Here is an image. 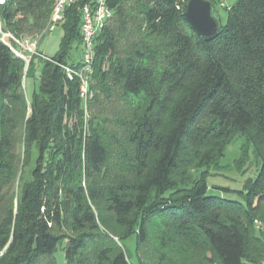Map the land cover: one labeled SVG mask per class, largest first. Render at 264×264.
<instances>
[{
  "label": "trees",
  "instance_id": "trees-1",
  "mask_svg": "<svg viewBox=\"0 0 264 264\" xmlns=\"http://www.w3.org/2000/svg\"><path fill=\"white\" fill-rule=\"evenodd\" d=\"M209 1H230L212 42L189 0H109L86 102L63 68L81 62L79 5L28 71L0 43V264H57L59 247L66 264H264V0ZM55 2L8 0L4 30L43 37ZM239 138L262 167L232 201L208 177Z\"/></svg>",
  "mask_w": 264,
  "mask_h": 264
},
{
  "label": "rangeland",
  "instance_id": "rangeland-1",
  "mask_svg": "<svg viewBox=\"0 0 264 264\" xmlns=\"http://www.w3.org/2000/svg\"><path fill=\"white\" fill-rule=\"evenodd\" d=\"M229 2L224 1L219 6V13L223 18L227 6L230 5ZM63 35V28L58 27L53 32L45 31L43 37L35 38L38 41V55L48 58L56 56L60 50ZM72 55L74 57L72 61L77 62L82 53L73 50ZM26 57L29 60V62H26V71H28L33 56L26 55ZM42 66L40 59H36L33 73L25 81V92L28 99H31L38 89ZM241 159L242 162L239 164ZM261 167L262 160L261 157L256 155L255 148L248 145L244 138L237 139L227 148L224 157L220 159L217 165L209 170L208 185L211 194L232 201L242 200L239 192L246 191V186L257 177ZM125 246L130 253H135L136 237L132 236L127 239ZM55 257L57 264H66L62 248L59 247Z\"/></svg>",
  "mask_w": 264,
  "mask_h": 264
},
{
  "label": "built area",
  "instance_id": "built-area-1",
  "mask_svg": "<svg viewBox=\"0 0 264 264\" xmlns=\"http://www.w3.org/2000/svg\"><path fill=\"white\" fill-rule=\"evenodd\" d=\"M8 0H0V7ZM109 0H56L50 17L47 30L53 32L65 20L66 11L72 6L79 5L83 38L82 59L80 65H66L64 70L70 79L77 77L80 80L81 97L86 102L90 96V82L94 74L95 39L104 29L107 22L113 17V10L109 6ZM46 30V31H47ZM0 43L25 62H29L26 55H38V41L31 38H17L6 32L0 19ZM260 227L261 223L256 222Z\"/></svg>",
  "mask_w": 264,
  "mask_h": 264
},
{
  "label": "water",
  "instance_id": "water-1",
  "mask_svg": "<svg viewBox=\"0 0 264 264\" xmlns=\"http://www.w3.org/2000/svg\"><path fill=\"white\" fill-rule=\"evenodd\" d=\"M184 18L193 32L206 42H212L220 35L221 15L209 0H189Z\"/></svg>",
  "mask_w": 264,
  "mask_h": 264
},
{
  "label": "crops",
  "instance_id": "crops-1",
  "mask_svg": "<svg viewBox=\"0 0 264 264\" xmlns=\"http://www.w3.org/2000/svg\"><path fill=\"white\" fill-rule=\"evenodd\" d=\"M81 61V59L79 58V61L77 63H79Z\"/></svg>",
  "mask_w": 264,
  "mask_h": 264
}]
</instances>
